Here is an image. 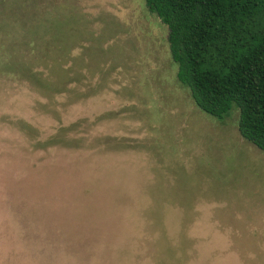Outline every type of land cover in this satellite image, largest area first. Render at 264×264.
<instances>
[{"label": "rangeland", "instance_id": "rangeland-1", "mask_svg": "<svg viewBox=\"0 0 264 264\" xmlns=\"http://www.w3.org/2000/svg\"><path fill=\"white\" fill-rule=\"evenodd\" d=\"M167 35L144 0H0V264H264V153Z\"/></svg>", "mask_w": 264, "mask_h": 264}, {"label": "trees", "instance_id": "trees-1", "mask_svg": "<svg viewBox=\"0 0 264 264\" xmlns=\"http://www.w3.org/2000/svg\"><path fill=\"white\" fill-rule=\"evenodd\" d=\"M144 2L197 109L223 122L234 106L240 136L264 153V0Z\"/></svg>", "mask_w": 264, "mask_h": 264}]
</instances>
